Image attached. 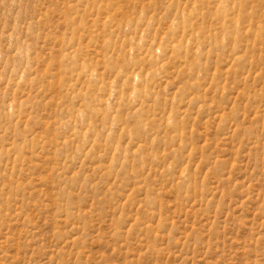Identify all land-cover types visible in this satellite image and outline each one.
I'll use <instances>...</instances> for the list:
<instances>
[{
    "label": "rangeland",
    "instance_id": "374dc122",
    "mask_svg": "<svg viewBox=\"0 0 264 264\" xmlns=\"http://www.w3.org/2000/svg\"><path fill=\"white\" fill-rule=\"evenodd\" d=\"M0 264H264V0H0Z\"/></svg>",
    "mask_w": 264,
    "mask_h": 264
}]
</instances>
